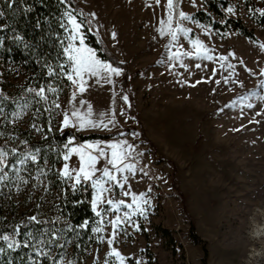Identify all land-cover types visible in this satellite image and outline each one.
Listing matches in <instances>:
<instances>
[{
	"label": "rangeland",
	"instance_id": "rangeland-1",
	"mask_svg": "<svg viewBox=\"0 0 264 264\" xmlns=\"http://www.w3.org/2000/svg\"><path fill=\"white\" fill-rule=\"evenodd\" d=\"M74 1L86 14L89 31L111 54L129 62V90L137 115L125 112L128 104L122 92L121 111L107 72L83 73L86 90L78 91L80 81L65 48L70 43L81 47L82 33L80 28L77 39H71L76 33L66 14L68 84L45 117L47 129L69 132L58 174L69 187L88 182L92 190L96 220L87 263L121 264L115 251L123 264H146L147 251L155 264H264V233H254L264 223V49L259 46L264 45V29L254 19L262 12L261 0H215L226 3L222 14L251 30L254 41L193 19V13L201 12L222 23L202 0H179L178 15L173 20L171 12V22L167 0ZM180 12L190 19L181 18ZM193 41L204 49L198 51ZM83 48L91 49L84 41ZM205 51L211 59L201 58ZM23 79L15 71L1 79L6 98L14 97V85L21 87ZM34 104L41 113L50 112L48 99L37 98ZM73 112L100 126L65 127V114L77 123ZM40 124V116L25 107L4 118L0 114V146L6 149L7 142L20 137L19 131L39 138ZM87 134L111 136L84 142L76 138ZM109 145L120 146L117 151L125 157L116 168L108 163L113 151ZM1 154L0 168L5 159ZM89 154L97 158L94 173L87 166ZM82 166L88 179L80 172ZM104 169L116 179L103 176ZM98 180L104 191L94 186ZM54 195L25 163L11 168L5 178L0 171L4 217L47 216ZM190 225L197 244L190 240Z\"/></svg>",
	"mask_w": 264,
	"mask_h": 264
},
{
	"label": "trees",
	"instance_id": "trees-1",
	"mask_svg": "<svg viewBox=\"0 0 264 264\" xmlns=\"http://www.w3.org/2000/svg\"><path fill=\"white\" fill-rule=\"evenodd\" d=\"M202 1L222 23L214 22L201 12L193 13V19L206 22L212 29L231 30L246 39L255 40L252 31L239 20L222 14L220 9L225 8L226 3ZM178 3L179 0H173V20L178 15ZM261 3L264 12V0ZM0 13L1 117L25 107L40 116L41 120L39 138H30L27 133L19 131L20 137L7 142L6 149L0 146V154L3 152L5 158L0 169L5 178L11 168L25 163L34 179L55 192L50 203L52 210L47 216L9 213L8 217H4L0 214V264H88L87 251L94 242L92 226L96 220L91 209L92 190L88 182L69 187L58 174L56 168L65 151L63 144L69 132L58 133L47 129L45 117L51 115L56 100L63 95L64 86L68 84L65 75L69 62L64 56L66 14H72L81 24L84 44L94 51L95 56L121 70L117 85L127 97L128 105L124 110L136 118L129 90L128 68L89 31L87 16L74 0H0ZM254 19L264 29V15H256ZM14 71L21 73L24 79L21 87L14 85L16 92L9 99L5 96L1 79ZM41 89L44 92L38 95ZM42 97L48 99L50 112L41 113L39 106L34 104L37 98ZM140 135L147 142L142 132ZM109 136L87 134L77 135L76 138L84 142ZM170 182L174 188V182ZM11 199L8 195L6 202L10 207ZM189 237L194 244L200 242L192 225L189 226ZM202 252L205 256L203 246ZM143 254L146 264H155L149 252Z\"/></svg>",
	"mask_w": 264,
	"mask_h": 264
},
{
	"label": "snow or ice",
	"instance_id": "snow-or-ice-1",
	"mask_svg": "<svg viewBox=\"0 0 264 264\" xmlns=\"http://www.w3.org/2000/svg\"><path fill=\"white\" fill-rule=\"evenodd\" d=\"M157 4H159V0H157ZM167 6H168V10H169V19L171 22V12L173 10V0H167ZM229 11H232V9H229ZM261 15H264V12L260 13ZM0 15H2V13H0ZM179 16L183 19H190V17L186 16L183 12L179 13ZM69 22L73 25V30L76 34H74L71 39L74 41L77 39V35L79 33V29L81 28V24L78 23L75 19V17L71 16L69 14ZM181 31H186L184 29H180ZM172 37L173 40L176 39L175 33H172ZM113 39H115V33H113ZM80 45L81 47H74L73 44H69L67 48H65V53L68 55V59L70 61H72L73 63V72L75 73L76 77L79 79L80 83L78 85V91L79 92H83L85 91V87H84V81H83V73L87 72L92 76H98L102 71L103 72H107L109 74H115L117 76H119L121 74V70L118 68H113L110 64H106L103 63L102 61L98 60L95 56V53L91 50V49H85L83 48V38L80 37ZM193 46L199 51L204 49V45L199 42V41H193ZM262 49H264V45H259ZM201 58H205V59H211L210 56L207 55L206 51L204 52L203 56ZM220 59H226L225 57H221ZM197 67H199V65H197ZM262 75H264V73H261ZM68 79L71 80L73 82V84H77V80H74L73 77L71 75L68 76ZM193 87L195 85H192ZM264 86V85H262ZM32 91V90H30ZM44 92V89L40 90V93H37L38 95H40L41 93ZM75 95V94H74ZM44 98V97H42ZM125 101L127 102V97H124ZM57 107H59V105H56ZM249 107H251V105H249ZM91 114V109L89 108V115ZM73 116L76 117V124H73L70 121V118L67 114H65L64 116V121L63 124L65 127L68 126H78V128L80 130H83L85 128L88 127H99L100 125L97 124L96 122L90 120V119H86L85 117H82L78 112H73L72 113ZM102 123V122H101ZM106 126V125H105ZM88 147H92V146H88ZM109 147L111 149H113L112 151V159L108 160V163L111 164L113 166V168H116L118 166V163H122L124 160V154L121 152H118L117 149L120 147L118 145H109ZM71 151H77L76 149H72ZM2 155V154H0ZM100 155L103 156L105 155V153L101 150L100 151ZM67 159V157H65ZM81 161L83 163L85 157L84 154H81ZM97 162V158L95 156L92 155H88L87 156V166L89 171L93 172L95 171V163ZM66 170H67V165L65 166ZM128 167L129 171L132 170L131 166H125ZM121 171L123 169H120ZM0 171H2V169H0ZM80 172L83 173L84 178L88 179L89 178V173L85 171V168L82 166L80 168ZM67 174V171H66ZM103 176L108 177L109 180H115L116 177L113 176L111 174V172L108 169H104L103 171ZM77 180L79 181V177H77ZM94 186H99V190L100 191H104L101 182L98 180L95 182ZM135 200V198H134ZM109 203H111V201H109ZM118 207V206H117ZM97 215H99V213H97ZM33 219H35V217H33ZM119 223V219H117L116 221L113 222V225H117ZM100 229H97V231H99ZM5 240L8 239V237H4ZM113 254L115 256H117L120 261L121 264H123V257H120V254L118 252H113Z\"/></svg>",
	"mask_w": 264,
	"mask_h": 264
},
{
	"label": "crops",
	"instance_id": "crops-1",
	"mask_svg": "<svg viewBox=\"0 0 264 264\" xmlns=\"http://www.w3.org/2000/svg\"><path fill=\"white\" fill-rule=\"evenodd\" d=\"M120 61H123V62H126L127 63V66H128V69H130V64H129V62L127 61V60H125L124 58H122L120 55L118 56L117 54H115L114 52H112ZM130 73V72H129ZM104 78L105 76H99V78ZM119 78H120V75L119 76H117V75H115V74H111V82L113 81V83H114V88H115V95H116V99L119 101V106H120V108H121V111H122V109H123V107H124V102L122 101V93L119 91V89H118V85H117V83H118V80H119ZM123 112V111H122Z\"/></svg>",
	"mask_w": 264,
	"mask_h": 264
},
{
	"label": "bare ground",
	"instance_id": "bare-ground-1",
	"mask_svg": "<svg viewBox=\"0 0 264 264\" xmlns=\"http://www.w3.org/2000/svg\"><path fill=\"white\" fill-rule=\"evenodd\" d=\"M254 233H255V236L256 235L261 236L264 233V223H262L261 225H259V227H257V229H255Z\"/></svg>",
	"mask_w": 264,
	"mask_h": 264
}]
</instances>
